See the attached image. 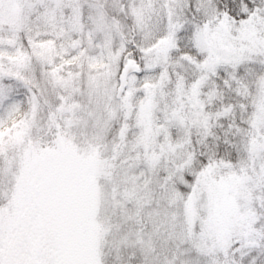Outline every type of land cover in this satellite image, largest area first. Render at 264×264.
<instances>
[{"label": "snow or ice", "instance_id": "snow-or-ice-1", "mask_svg": "<svg viewBox=\"0 0 264 264\" xmlns=\"http://www.w3.org/2000/svg\"><path fill=\"white\" fill-rule=\"evenodd\" d=\"M0 264H264V0H0Z\"/></svg>", "mask_w": 264, "mask_h": 264}]
</instances>
